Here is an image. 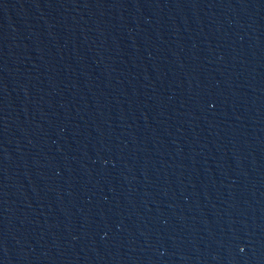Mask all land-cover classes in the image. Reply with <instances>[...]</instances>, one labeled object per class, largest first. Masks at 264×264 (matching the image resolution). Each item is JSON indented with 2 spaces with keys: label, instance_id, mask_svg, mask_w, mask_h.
<instances>
[{
  "label": "water",
  "instance_id": "95a60500",
  "mask_svg": "<svg viewBox=\"0 0 264 264\" xmlns=\"http://www.w3.org/2000/svg\"><path fill=\"white\" fill-rule=\"evenodd\" d=\"M0 264H264V0H0Z\"/></svg>",
  "mask_w": 264,
  "mask_h": 264
}]
</instances>
